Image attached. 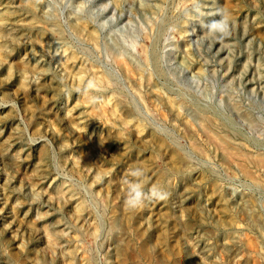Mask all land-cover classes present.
Masks as SVG:
<instances>
[{"label": "rangeland", "instance_id": "374dc122", "mask_svg": "<svg viewBox=\"0 0 264 264\" xmlns=\"http://www.w3.org/2000/svg\"><path fill=\"white\" fill-rule=\"evenodd\" d=\"M216 1L0 0V264H264V166L208 137L264 154V0Z\"/></svg>", "mask_w": 264, "mask_h": 264}, {"label": "bare ground", "instance_id": "6f19581e", "mask_svg": "<svg viewBox=\"0 0 264 264\" xmlns=\"http://www.w3.org/2000/svg\"><path fill=\"white\" fill-rule=\"evenodd\" d=\"M113 1L116 2V0H113ZM124 1H125V0H123V2H124ZM117 2H118V0H117ZM120 2H121V0H120ZM168 2H169V1H168ZM168 2H167V3H168ZM199 2H200V1H199ZM216 2H218V1L215 0V3H216ZM163 3H164V2H163ZM165 3H166V2H165ZM185 3H186V2H185ZM204 3H205V0H204ZM210 3H211V2H210ZM210 3H209V5H211L213 2H212L211 4H210ZM4 5H5V4H4ZM33 5H35V4H33ZM33 5H31V6L33 7ZM115 5H116V3H115ZM117 5H118V4H117ZM117 5H116V6H117ZM120 5H121V4H120ZM201 5H203V4H201ZM215 5H216V4H214V6H215ZM218 5H219V4H218ZM218 5H217V6H218ZM2 6H3V5H2ZM31 6H30V7H31ZM37 6H38V5H37ZM152 6H153V5H152ZM160 6H161V5H160ZM3 7H4V6H3ZM3 7H2L1 9H3ZM34 7H35V6H34ZM161 7H162V6H161ZM161 7H160V8H161ZM5 8H6V6H5ZM115 8H117V7H115ZM146 8H148V7H146ZM157 8H158V7H157ZM157 8H156V9H157ZM208 8H209V7H208ZM216 8H217V7H216ZM216 8H215V9H216ZM149 9H150V8H149ZM206 9H207V7H206ZM210 9H211V8H210ZM217 9H218V8H217ZM3 10H5V9H3ZM160 10H161V9H160ZM9 11H10V10H9ZM11 11H12V10H11ZM155 11H156V10H155ZM220 11H221V10H220ZM42 12H43V11H42ZM156 12H157V11H156ZM0 13H1V12H0ZM2 14H3V13H2ZM2 14H1V15H2ZM6 14H11V12H10V13H6ZM6 14H5V15H6ZM12 14H13V13H12ZM153 14H154V12H153ZM242 15H243V14H242ZM247 15H248V14H247ZM3 16H4V15H3ZM11 16H12V15H11ZM154 16H157V15L154 14ZM159 16H160V15H159ZM159 16H158V17H159ZM162 16H163V14H162ZM227 16H229V15H227ZM237 16H238V15H237ZM245 16H246V14H245ZM245 16L243 15L242 17H245ZM6 17H7V16H6ZM158 17H157V18H158ZM255 17H256V16H255ZM9 18H10V17H9ZM9 18H8L7 21H10ZM239 18H241V17H239ZM1 19H2V18H1ZM4 19H6V18H4ZM4 19H2V21H3ZM12 19H13V18H12ZM12 19H11V21L13 22ZM15 19H17V18L14 16V20H15ZM162 19H163V17H162ZM242 19H243V18H242ZM254 19H255V18H254ZM254 19H253V20H254ZM30 20H31V19H30ZM30 20H29V21H30ZM34 20H35V19H34ZM158 20H159V19H158ZM229 20H230V19H229ZM243 20H244V19H243ZM247 20H248V19H247ZM250 20H251V17H250ZM263 20H264V19H263ZM0 21H1V20H0ZM17 21H18V20H17ZM19 21H21V20H19ZM231 21H232V20H230V23H232ZM255 21H257V20H255ZM4 22H5V20H4ZM14 22H15V21H14ZM14 22H13V23H14ZM35 22H38V20L35 21ZM240 22H242V21H240ZM15 23H16V22H15ZM18 23H19V22H18ZM20 23H21V22H20ZM26 23H27V22H26ZM29 23H30V22H29ZM256 23H257V22H256ZM2 24H4V23H2ZM8 24H10V23H8ZM33 24H34V22H33L31 25L34 26ZM38 24H39V22H38ZM54 24H55V23H54ZM237 24H238V23H237ZM253 24H254V23H253ZM21 25H22V24H21ZM29 25H30V24H29ZM36 25H37V24H36ZM56 25L59 27L58 24H56ZM261 25H262V24H261ZM7 26H10V25H7ZM38 26H39V25H38ZM38 26H35V27H38ZM51 26H52V25H51ZM57 26H55V27H57ZM4 27H5V26H4ZM10 27H11V26H10ZM13 27H17V26H14V25H13ZM52 27H54V26H52ZM2 28H3V27H2ZM11 28H12V27H11ZM11 28H10V29H11ZM14 29H15V28H14ZM14 29L12 28V30H14ZM7 30H9V29H7ZM7 30H5V31H7ZM16 30H17V29H16ZM51 30H52V29H51ZM55 30H56V29H55ZM59 30H60V29H59ZM19 31H20V30H19ZM8 32H10V31H8ZM56 32H58V30H57ZM56 32H55V33H56ZM1 33H2V32H1ZM3 33H4V32H3ZM11 33H12V32H11ZM58 33H59V32H58ZM6 34H8V33L6 32ZM14 34H16V33H14ZM256 34H260V35H261L262 33H256ZM9 35H10V34H9ZM55 35H56V34H55ZM7 36H8V35H7ZM11 36H12V35H11ZM16 36H17V35H16ZM16 36H15V37H16ZM40 36H41V35H40ZM53 36H54V34H53ZM58 36H59V35H58ZM254 36H255V35H254ZM41 37H42V36H41ZM43 37H44V36H43ZM255 37H257V36H255ZM260 37H261V36H260ZM2 38H3V37H2ZM10 38H11V37H9V39H10ZM13 38H14V37H13ZM49 38H50V37H49ZM52 38H54V37H52ZM0 39H1V38H0ZM38 39H39V38H38ZM40 39H41V38H40ZM40 39H39V40H40ZM50 39H51V38H50ZM55 39H56V38H55ZM58 39H59V38H58ZM257 39H258V38H257ZM263 39H264V38H263ZM41 41H43V40H41ZM52 41H53V40H52ZM261 41H262V40H261ZM262 43H263V42H262ZM4 44H5V43H4ZM0 46L3 47V45H0ZM145 46H146V45H145ZM5 47H6V46H5ZM5 47H4V48H5ZM6 48H7V47H6ZM144 49H145V48H144ZM7 50H8V49H7ZM142 50H143V49H142ZM146 50H147V49H146ZM29 51H30V50H29ZM188 51H189V50H188ZM7 52H8V51H7ZM33 52H34V51H33ZM150 52H151V51H150ZM141 53H142V52H141ZM144 53H145V52H144ZM144 53H143V54H144ZM186 53H187V52H186ZM149 54H151V53H149ZM188 54H189V53H188ZM144 55H145V54H144ZM28 56H30V54H29ZM150 56H151V55H150ZM143 57H144V56H143ZM145 57H146V56H145ZM145 57H144V59H145ZM188 57H189V56H188ZM118 58H119V57H118ZM151 58H152V56H151ZM157 58H158V57H157ZM119 59H120V58H119ZM144 59H143V60H144ZM152 59H153L154 62H155V59H154V58H152ZM184 59H185V58H184ZM145 60H146V59H145ZM157 60H158V59H157ZM179 61H180V60H179ZM146 62H147V61H145V63H146ZM187 62H188V61H187ZM120 63H121V62H120ZM155 63H156V62H155ZM124 64H125L124 66L126 67V63H124ZM146 64H147V63H146ZM190 64H191V63H190ZM36 65H37V64H36ZM185 65H186V64H185ZM41 66H42V65H41ZM43 66H44V65H43ZM120 66H121V65H120ZM127 66H128V64H127ZM152 66H153V64H152ZM38 67H39V66H38ZM122 67H123V66H122ZM33 68L35 69L36 67H33ZM33 68H32V70H33ZM129 68H130V67H129ZM129 68H128V69H129ZM187 68H188V67H187ZM125 69H126V68H125ZM157 69H158V67H157ZM32 70H31V71H32ZM123 70H124V69H123ZM154 70H155V69H154ZM186 70H187V69H186ZM35 71H36V70H35ZM37 71H39V70H37ZM42 71H43V70H42ZM129 71H131V69H130ZM129 71H128V72H129ZM146 71H147V70H146ZM156 71H157V70H156ZM196 71H197V70H196ZM43 72H44V71H43ZM126 72H127V71H126ZM133 72H134V71H133ZM133 72L131 71V73H133ZM142 72H143V71H142ZM157 72H158V71H157ZM160 72H161V71H160ZM160 72H159V73H160ZM25 73H26V72H25ZM32 73H33V75H34V72H32ZM139 73H140V72H139ZM147 73H148V71H147ZM200 73H201V72H200ZM28 74H29V73H28ZM28 74H27V75H28ZM35 74H36V73H35ZM40 74H41V73H40ZM135 74H136V73H135ZM135 74H134V76H135ZM23 75H25V74L23 73ZM145 75H147V74H145ZM148 75H149V74H148ZM39 76H40V75H39ZM131 76H132V75H131ZM139 76H140V75H139ZM33 77H34V76H33ZM135 77H136V76H135ZM140 77H141V76H140ZM146 77H147V76H146ZM149 77H151V76H149ZM25 78H26V77H25ZM27 78L29 79V77H27ZM31 78H32V77H30V79H31ZM143 78H144V74H143ZM32 79H33V78H32ZM38 79H39V78H38ZM38 79H37V80H38ZM145 79H146V78H145ZM149 79H150V78H149ZM34 80H35V77H34ZM34 80H32V81H34ZM133 80H134L133 82H135V80H137V79H133ZM141 80H142V79H141ZM30 81H31V80H30ZM139 81H140V80L138 79L137 82H139ZM147 81H149V80H147ZM35 82H36V81H35ZM36 84H37V83H36ZM134 84H135V83H134ZM138 84H139V83H138ZM141 84H142V83H141ZM143 84H144V83H143ZM38 85H40V84H38ZM41 85H42V84H41ZM41 85H40V86H41ZM139 85H140V84H139ZM144 85H145V84H144ZM148 85H149V84H147L146 86L149 87ZM135 86H136V85H135ZM140 86H141V85H140ZM150 86H151V85H150ZM38 87H39V86H38ZM41 88H42V86H41ZM41 88L39 87V89H41ZM136 88H137V87H136ZM151 88H152V86H151ZM142 89H143V88H142ZM153 89H154V88H153ZM155 89L157 90L158 88L155 87ZM137 90H138V89H137ZM140 90H141V89H140ZM156 90H155V91H156ZM153 91H154V90H153ZM153 91H151V92H153ZM137 92H139V91H137ZM157 92H158V91H157ZM140 93H141V91H140ZM141 94H142V93H141ZM152 94H153V93H152ZM154 94L156 95V92H155ZM142 95H143V94H142ZM155 95H153V96L155 97ZM157 95L161 96L160 93H158ZM141 98H143V97H141ZM155 98H157V96H156ZM150 99L152 100V96H151ZM182 99H183V98H182ZM153 100H154V99H153ZM157 100H159V99H157ZM157 100L155 99L154 102L157 101ZM167 100H168V98H167ZM54 101H55V100H54ZM163 101H164V100H163ZM180 101L182 102L181 99H180ZM180 101H179V102H180ZM184 101H185V100L183 99V102H184ZM186 101H187V100H186ZM152 102H153V101H152ZM168 102H169V100H168ZM177 102H178V100H177ZM177 102H176L175 104H177ZM179 102H178V103H179ZM181 102H180V103H181ZM185 103H186V102H185ZM156 104H158V101H157ZM170 104H171V102H170ZM180 105H181V104H180ZM184 105H185V104L183 103V106H184ZM177 106H178V104H177ZM181 106H182V105H181ZM183 106H182V107H183ZM186 106L189 107V104L187 103ZM186 106H185V107H186ZM190 106H191V104H190ZM192 106H193V108H196V107H197V105H196V107H195L194 105H192ZM152 107H153V106H152ZM158 107H159V105H158ZM173 107H174V106H173ZM185 107H184V108H185ZM188 107H187V108H188ZM149 108H150V107H149ZM191 108H192V107H191ZM191 108H190V109H191ZM203 108H204V107H203ZM159 109L161 110L160 107L158 108V110H159ZM182 109H183V108H182ZM188 109H189V108H188ZM198 109L200 110L199 107H198ZM205 109H206V108H205ZM149 110H150V109H149ZM155 110H157V109L155 108ZM175 110H176V109H175ZM191 110H192V109H191ZM207 110H208V109H206V111H207ZM171 111H172V109H171ZM193 111H194V109H193ZM159 112H160V111H159ZM159 112H157V113H159ZM177 112H178V111H177ZM180 112H181V111H180ZM194 112H195V111H194ZM201 112H202V109H201ZM203 112H205V111H203ZM161 113H162V111H161ZM163 113H164V112H163ZM172 113H173V112H172ZM198 113H199V112H198ZM207 113H209V112H207ZM212 113H213V112H212ZM176 114H177V113H176ZM179 114H180V113H179ZM195 114H197V111H196ZM163 115H164V114H163ZM180 115L182 116V114H180ZM208 115H209V114H208ZM210 115L212 116V114H210ZM216 115H217V114H216ZM202 116H203V115H202ZM211 116H210V117H211ZM182 117H184V116H182ZM182 117H181V118H182ZM204 117H205V116H204ZM204 117H203V118H204ZM208 117H209V116H208ZM208 117H207V118H208ZM212 117H213V116H212ZM217 117H218V115H217ZM175 118H176V117H175ZM179 118H180V117H179ZM195 118H196V117H195ZM198 118H199V116H198ZM200 118H201V117H200ZM220 118H221V117H220ZM187 119H188V117H187ZM211 119H212V118H211ZM213 119H214V118H213ZM222 119H223V118H222ZM70 120H71V119H70ZM72 120H73V119H72ZM163 120H164V119H163ZM175 120H176V119H175ZM196 120H197V118H196ZM205 120H206V119H205ZM214 120H215V119H214ZM220 120H221V119H220ZM220 120H219V121H220ZM224 120H225V117H224ZM226 120H227V118H226ZM173 121H174V120H173ZM176 121H177V120H176ZM191 121L193 122V120H191ZM202 121H203V120H202ZM202 121L200 120V122H202ZM227 121H228V120H227ZM227 121H226V122H227ZM73 122H75V121L73 120ZM197 122L199 123L198 120H197ZM203 122H205V121H203ZM221 122H224V121H220V123H221ZM71 123H72V122H71ZM189 123H190V121H189ZM189 123H188V124H189ZM193 123H194V122H193ZM193 123H192V125H193ZM205 123H206V122H205ZM205 123H202V125L205 124ZM207 123H208V122H207ZM211 123H212V122H211ZM215 123H217L216 120H215ZM215 123H214V125H215ZM227 123H228V122H227ZM75 124L77 125V123H75ZM75 124L72 123L71 125H75ZM129 124H130V123H129ZM175 124H176V123H175ZM178 124H179V123H178ZM178 124H176V125H178ZM186 124H187V122H186ZM200 124H201V123H200ZM217 124H218V123H217ZM228 124H229V123H228ZM231 124H232V123H231ZM189 125H190V124H189ZM194 125H196V124L194 123ZM194 125H193V127H194ZM202 125H201V126H202ZM205 125H206V124H205ZM209 125H210V124H209ZM209 125H208V126H209ZM183 126H184V124H183ZM198 126H199V125H198ZM208 126H207V127H208ZM217 126H218V125H217ZM220 126H221V125H220ZM225 126H226V125H225ZM231 126H232V125H231ZM231 126H230V127H231ZM73 127H74V126H73ZM75 127H76V126H75ZM75 127H74V128H75ZM187 127H188V126H187ZM209 127H210V126H209ZM211 127H212V126H211ZM228 127H229V126H228ZM234 127H235V126H234ZM234 127L232 126L233 129H234ZM76 128H77V127H76ZM78 128H79V127H78ZM184 128H185V127H184ZM188 128H190V126H189ZM216 128H217V127H216ZM216 128H215V130H216ZM221 128H222V127H221ZM235 128H236V127H235ZM80 129H81V128H80ZM192 129H193V128H192ZM195 129H196V128H195ZM212 129H213V128H212ZM212 129H211V130H212ZM218 129H219V128H218ZM229 129H230V128H229ZM207 130H208V129H207ZM211 130H208V137H209L212 141H215V142L218 144V147H219V148H220V146L222 147V149H223V151H224V153H225L224 155H226L227 158H229V159H234V161H235V158H237V159L240 161L239 165L243 168V170L245 171L246 174L250 175L251 172H249V170H248L249 168L247 169V168L245 167L243 161L246 162V160H248V161L250 160V161H253V162H257V165H258V163L261 164V167L264 166V154H263V155L261 154V155H259V156H255V157H252V156L250 157V156H249V157L247 158V155H248V154L246 155V153H244V151H240L237 147L234 146V145H237V144H236V143H237L236 141H237L239 138H238L237 140H235L236 143H234V145H232V144L229 142V141H231V140H228V139H227V140H228V141H227L224 137H222V135H223L224 133L221 134V136H218L217 133H216L217 130L215 131V133L212 132V131H214V130H212V131H211ZM230 130H231V129H230ZM236 130H238V131H237V133H238V132H239V129L237 128ZM262 130H263V129H261V132H262ZM203 131H204V128H203ZM263 132H264V131H263ZM198 133H199V132H198ZM218 133H220L219 130H218ZM226 133H227V132H226ZM230 134H231V133H230ZM262 134H263V133H262ZM200 135H201V134H200ZM224 135H227V134H224ZM239 135H240V133H239ZM191 137H193V136H191ZM208 137H207V138H208ZM237 137H238V135H237ZM244 137H245V136H244ZM200 138H201V137H200ZM207 138H206V139H207ZM232 138H233V137H232ZM234 138H235V137H234ZM204 139H205V138H204ZM229 139H230V138H229ZM242 139H243V138H242ZM193 140H194V139H193ZM207 140H208V139H207ZM239 140L241 141V139H239ZM13 141H15V139H14ZM194 141H195V140H194ZM199 141H200V140H199ZM204 141H205V140H204ZM243 141H245V140H243ZM206 142H207V141H206ZM208 142H209V140H208ZM247 142H248V141H247ZM11 143H12V142H11ZM190 143H191V142H190ZM205 144L207 145V143H205ZM211 144H212V142H211ZM240 144H241V143H240ZM243 144H244V142H243ZM245 144H246V143H245ZM245 144H244V145H245ZM258 144H260V143H258ZM1 145H2V144H1ZM190 145L192 146L193 143H191ZM200 145H201V142H200ZM202 145H203V144H202ZM202 145H201V146H202ZM219 145H220V146H219ZM249 145H251V144L249 143ZM260 145H261V144H260ZM4 146H5V145H4ZM213 146H214V144H213ZM215 146H216V145H215ZM215 146H214V148H215ZM237 146H238V145H237ZM241 146H242V145H241ZM255 146H256V145H255ZM8 147H9V146H7V148H8ZM195 147H196V146H195ZM238 147H240V145H239ZM242 147H243V146H242ZM247 147H248V146H247ZM247 147H246V148H247ZM253 147H254V145H253ZM7 148L5 147V150H6ZM193 148H194V147H193ZM193 148H192V149H193ZM196 148H197V147H196ZM205 148H206V147H205ZM208 148H209V147H208ZM192 149H191V150H192ZM200 149H202V148H200ZM3 150H4V149H3ZM7 150H8V149H7ZM194 150H195V149H194ZM198 150H199V149H198ZM214 150H215V149H214ZM214 150H212V151H214ZM218 150H219V149H218ZM220 150H221V148H220ZM220 150H219V151H220ZM241 150H242V149H241ZM254 150H255V148H254ZM258 150H259V152H258V154H259V153H260V149L258 148ZM1 151H2V149H1ZM195 151H196V150H195ZM195 151H194V152H195ZM201 151H203V150H201ZM201 151H200V152H201ZM221 151H222V150H221ZM221 151H220V152H221ZM223 151H222V152H223ZM249 151H250V150H249ZM3 152H4V151H3ZM203 152H204V151H203ZM246 152L248 153V151H246ZM252 152H253V150H252ZM255 152H256V151H255ZM262 152H263V151H262ZM197 153H198V152H197ZM201 153H202V152H201ZM209 153H210V152H209ZM253 153H254V152H253ZM3 154H4V153H3ZM217 154H218V151H217ZM220 154H221V153H220ZM249 154H250V153H249ZM1 155H2V152H1ZM180 155H181V153H180ZM210 155H211V154H210ZM214 155H216V154L214 153ZM218 155H219V154H218ZM252 155H253V154H252ZM254 155H257V154H254ZM204 156H205V155H204ZM226 156H225V157H226ZM2 157H4V156L2 155ZM217 157H218V156H217ZM219 158H220V157H219ZM223 158H224V157H223ZM42 159H43V158H42ZM207 159H208V158H207ZM229 159H228V160H229ZM222 160L224 161V159H222ZM226 160H227V159H226ZM41 161H42V160H41ZM248 161H247V162H248ZM250 161H249V162H250ZM44 162H45V161H44ZM226 162H230V161H226ZM235 162L237 163V161H235ZM235 162H234V163H235ZM249 162H248V163H249ZM253 162H252V163H253ZM42 163H43V161H42ZM221 163H222V161H221ZM223 163H224L225 165L227 164V163H225V161H224ZM223 163H222V164H223ZM232 164H233V161H232ZM233 165H234V164H233ZM237 165H238V163H237ZM237 165H236V166H237ZM239 165H238V167H240ZM248 165H251V164H248ZM252 165H253V164H252ZM255 165H256V163H255ZM46 166H47V165H46ZM236 166H233V167H236ZM253 166H254V165H253ZM253 166H251V167H253ZM258 166H259V165H258ZM36 167L39 168V165L36 166ZM227 167H229V166H227ZM261 167H260V168H261ZM41 168H43V166H41ZM253 168H255V167H253ZM262 168H263V167H262ZM35 169H36V168H35ZM237 169H238V168H237ZM240 169H241V168H240ZM240 169H238V171H239ZM255 169H256V168H255ZM258 169H259V168H258ZM263 169H264V168H263ZM229 170H230V169H229ZM241 170H242V169H241ZM261 170H262V169H261ZM261 170H260V171H261ZM47 171H48V170H47ZM47 171H46V172H47ZM238 171H237V172H238ZM252 171H253V170H252ZM262 171H264V170H262ZM231 172H232V171H231ZM239 172H240V171H239ZM41 173H42V171H41ZM232 173H234V171H233ZM243 173H244V172H243ZM252 173H254V171H253ZM38 174H39V173H38ZM240 174L242 175V173H240ZM254 174H255V173H254ZM258 174H259V173H258ZM263 174H264V173H263ZM42 175H43V174H42ZM42 175H41V176H42ZM44 175H45V174H44ZM255 175H257V174H255ZM45 177H46V176H45ZM45 177H44V178H45ZM177 177H178V176H177ZM251 177H252V176H251ZM258 177H259V176H258ZM179 178H180V177H179ZM181 178H183V177H181ZM259 178H261V176H260ZM246 179H247V178H246ZM262 179H264V178H262ZM179 180H180V179H179ZM182 180H183V179H182ZM251 180H252V179H251ZM177 181H178V180H177ZM254 181H255V180L252 181V184H253V185L255 184ZM182 182H183V181H182ZM182 182H181V183H182ZM177 183H178V182H177ZM176 185H177V184H176ZM260 185H261V184H260ZM256 186H257V184H256ZM262 187H263V185L261 186V189H262ZM172 189H173V188H172ZM263 189H264V188H263ZM174 190H175V189H174ZM191 190H192V189H191ZM191 190H190V191H191ZM193 190H194V189H193ZM187 191H188V190H187ZM172 192H173V191H172ZM188 193H189V192H188ZM193 193H194V192H193ZM195 193H196V190H195ZM181 196H182V195H181ZM241 197H242V196H241ZM149 199H150V198H149ZM182 199H183V198H182ZM235 200H236V199H235ZM241 200H242V199H241ZM197 201L200 202L199 200H197ZM197 201H196V202H197ZM254 201H255V200H254ZM198 202H197V203H198ZM236 202H237V201H236ZM248 202H249V200H248ZM197 203H196V204H197ZM239 203H240V202H239ZM239 203H238V204H239ZM254 203H256V202H254ZM200 204H201V202H200ZM240 204H241V203H240ZM241 205H242V204H241ZM252 205H253V203H252ZM254 205H255V204H254ZM256 205H257V203H256ZM198 206H199V205H198ZM200 206L203 207L202 205H200ZM235 206H237V205L235 204ZM259 206L261 207V204H259ZM241 207H242V206H240V209H242ZM256 207H258V205H257ZM254 208H255V207H254ZM263 208H264V207H263ZM151 209H152V208H151ZM159 209H160V208H159ZM238 209H239V207H238ZM240 209H239V211H240ZM246 209H248V207H247ZM255 209H256V208H255ZM253 210H254V209H253ZM260 210H262V208H261ZM151 211H152V210H151ZM153 211H154V210H153ZM154 212H155V211H154ZM262 212H263V210H262ZM256 213H258V212H256ZM242 214L244 215V213H242ZM252 216H253V215H252ZM261 216H262V215H261ZM249 217H250V216H249ZM26 218H27V217H26ZM261 218H262V217H261ZM263 218H264V216H263ZM250 220H251V219H250ZM253 221H255V220H253ZM262 221H263V220H262ZM236 222H237V221H236ZM252 223H253V222H252ZM235 224H236V223H235ZM235 224H234V225H235ZM242 224H243V223H242ZM250 224H251V222H250ZM253 224H254V223H253ZM255 224H256V223H255ZM200 225H201V224H200ZM251 225H252V224H251ZM257 225H258V224H257ZM202 226H203V225H202ZM236 226H237V224H236ZM238 226H239V225H238ZM254 226H255V225H254ZM262 226H263V225H262ZM54 227H55V226H54ZM232 227H233V226H232ZM234 227H235V226H234ZM234 227H233V228H234ZM255 227H256V226H255ZM258 227H259V225H258ZM52 228H53V227H52ZM230 228H231V227H230ZM236 228H237V227H236ZM239 228H240V227H239ZM261 228L264 230V227H261ZM234 229H235V228H234ZM240 230H241V229H240ZM229 234H232V233H229ZM191 235H192V234H191ZM200 235H201V233H200ZM233 235H234V234H233ZM189 236H190V235H188V237H189ZM201 236H202V235H201ZM242 236H244V240L242 239V238H243ZM242 236L240 235L241 239H242L243 241H245V238H246V237H245V234L242 235ZM248 236H249V235H248ZM262 236H263V235H262ZM194 237H195V236H194ZM199 237H200V236H199ZM231 237H232V236H231ZM249 237H250V236H249ZM184 238H185V236H184ZM226 238H228V236H227ZM236 238H237V237H236ZM250 238H252V237H250ZM261 238H262V237H261ZM182 239H183V238H182ZM191 239H192V238H191ZM191 239H189V240H191ZM203 239H205V238H203ZM229 239H230V238H229ZM232 239H233V237H232ZM239 239H240V238H239ZM254 239H255V238H254ZM183 240L185 241V239H183ZM183 240H182V241H183ZM187 240H188V239H186V241H187ZM189 240H188V241H189ZM194 240H195V239H194ZM194 240H193V241H194ZM224 240H225V239H224ZM248 240H249V239H248ZM251 240H253V239H251ZM263 240H264V237H263ZM186 241H185V242H186ZM188 241H187V242H188ZM193 241H192V243H193ZM230 241H232V240H230ZM254 241H255V240H254ZM190 242H191V241H190ZM195 242H197V241H195ZM198 242H199V241H198ZM200 242H201V240H200ZM223 242H225V241H223ZM241 242H242V241H241ZM246 242H248V241H246ZM246 242H245V243L243 242L244 245L247 244ZM256 242L258 243L257 240H256ZM116 243H117V242H116ZM203 243H204V242H203ZM226 243H227V241H226ZM228 243H230V242H228ZM238 243H239V242H238ZM252 243H254V242H252ZM195 244L198 245V243H195ZM195 244H194V245H195ZM200 244H201V243H200ZM223 244H224V243H223ZM232 244H233V242H232ZM235 244H236V243H235ZM255 244H256V243H255ZM114 245H115V244H114ZM116 245H117V244H116ZM119 245H121V244H119ZM122 245H123V244H122ZM196 245H195V246H196ZM201 245H202V244H201ZM201 245H200V246H201ZM203 245H204V244H203ZM230 245H231V243H230ZM236 245H237V244H236ZM239 245H240V244H239ZM242 245H243V244H242ZM242 245H241V246H242ZM249 245H250V244H249ZM256 245H258V244H256ZM259 245H260V244H259ZM183 246H184V245H183ZM183 246H182V247H183ZM186 246H187V245H186ZM188 246H189V245H188ZM192 246H193V245H192ZM195 246H194V247H195ZM198 246H199V245H198ZM245 246H247V245H245ZM245 246H244V247H245ZM250 246H251V245H250ZM120 247H121V246H120ZM122 247H123V246H122ZM194 247H190V248H192V253L190 252L191 254H193L194 249H196V248H194ZM203 247H205V246H203ZM203 247H201V249H202ZM242 247H243V246H242ZM247 247H248V246H247ZM253 247H256V248H257V246H253ZM114 248H115V247H114ZM193 248H194V249H193ZM197 248H198V247H197ZM199 248H200V247H199ZM228 248H230V247H228ZM232 248H233V247H232ZM232 248H231V249H232ZM250 248H252V246H251ZM256 248H254L255 251H256ZM115 249H116V248H115ZM121 249H122V248H121ZM184 249H185V248H184ZM244 249H245V248H244ZM252 249H253V248H252ZM188 250H189V249H188ZM199 250H200V249H199ZM229 250H230V249H229ZM236 250H237V249H236ZM248 250H250V249H248ZM254 250H253V251H254ZM261 250H262V249H261ZM116 251H117V249H116ZM250 251H251V250H250ZM118 252H119V248H118ZM187 252H188V251H187ZM195 252H198V250H195ZM259 252H260V249H259ZM262 252H263V251H262ZM262 252H261V253H262ZM185 253H186V252H185ZM249 253H250V252H249ZM254 253H255V252H254ZM254 253H253V254L251 253V254H252V255H256V254H257V253H256V254H254ZM188 255H189V253H188ZM247 255H248V254H247ZM194 256H195V254H194ZM248 256H249V255H248ZM261 256H262V255H261ZM186 257H187V256H186ZM189 257H190V256H189ZM249 257H250V256H249ZM256 257H257V256H256ZM244 258H245V257H244ZM259 258H260V257H259ZM242 259H243V258H242ZM238 260H241V259H238ZM247 260H248V259H247ZM250 260H252V259H250ZM255 260H256V259H255ZM259 260H260V259H259ZM234 261H235V260H234ZM235 262H236V261H235ZM243 262H244V261H243ZM231 263H233V260H232ZM231 263H229V264H231ZM240 263H242V262H240ZM257 263H258V262H257ZM9 264H10V263H9ZM205 264H207V263H205ZM237 264H239V262H237ZM243 264H245V263H243Z\"/></svg>", "mask_w": 264, "mask_h": 264}, {"label": "clouds", "instance_id": "9594fccd", "mask_svg": "<svg viewBox=\"0 0 264 264\" xmlns=\"http://www.w3.org/2000/svg\"><path fill=\"white\" fill-rule=\"evenodd\" d=\"M131 175L134 177H141L143 173L140 169H136L131 172ZM157 191L158 190L154 187L151 191V197H156ZM147 198H149V195L143 192L141 185L139 183H132L130 184L129 195L125 203L130 208H136L142 206L144 200ZM160 198H163V196H160Z\"/></svg>", "mask_w": 264, "mask_h": 264}]
</instances>
